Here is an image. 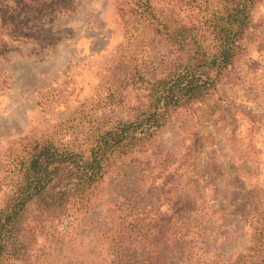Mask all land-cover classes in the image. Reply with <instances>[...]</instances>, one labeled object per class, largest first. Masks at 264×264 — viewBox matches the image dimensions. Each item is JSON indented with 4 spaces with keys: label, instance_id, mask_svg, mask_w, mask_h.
<instances>
[{
    "label": "trees",
    "instance_id": "16d2710c",
    "mask_svg": "<svg viewBox=\"0 0 264 264\" xmlns=\"http://www.w3.org/2000/svg\"><path fill=\"white\" fill-rule=\"evenodd\" d=\"M260 1L185 0L184 6L190 8L187 20L151 0L115 4L120 22L132 34H125L106 69L103 97L97 102L105 114L73 115L9 149L8 190L0 204V264H37L36 240L57 235L50 231L54 221L89 216L109 174L121 177L125 168L136 167L141 178L149 176L155 166L135 155L155 142L157 131L178 110L206 108L207 97L216 93L223 75L232 74L255 41L250 33L256 29L252 14ZM67 8V0H0V56L9 43L25 42L52 15ZM153 43L163 45L171 56L148 69L141 54ZM214 171L204 184L216 194ZM173 176L162 168L155 177L162 179L159 184L152 178L141 193L138 184L135 189L143 197L152 192L163 197L169 214L142 208L134 194L118 196L107 209L110 221L92 229L103 244L105 264H147L148 257L161 250L162 237L170 244L174 263L264 264L260 188H246L248 201L239 211L238 220L248 232L245 252L206 261L211 243L206 247L204 240L214 239L210 225L221 217L220 211L202 205L181 213L182 206L191 204L168 188Z\"/></svg>",
    "mask_w": 264,
    "mask_h": 264
},
{
    "label": "rangeland",
    "instance_id": "374dc122",
    "mask_svg": "<svg viewBox=\"0 0 264 264\" xmlns=\"http://www.w3.org/2000/svg\"><path fill=\"white\" fill-rule=\"evenodd\" d=\"M118 1L67 0L68 8L52 15L28 40L8 42V51L0 56V204L8 190L9 149L73 115L105 114L97 102L103 97L106 69L125 34H132L117 16ZM151 1L179 19L190 16L185 0ZM252 23L255 41L232 74L223 75L216 93L207 97L206 108L178 110L157 131L155 142L135 155L155 166L149 176L141 178L136 167L125 168L121 177L106 176L89 216L54 221L50 231L57 235L36 240L37 264H105L103 244L92 229L110 221L107 209L118 196L134 194L142 208L170 213L163 197L155 192L143 197L136 191L138 184L141 193L162 168L174 174L168 186L172 194L191 204L182 206L181 213L202 205L220 211L221 217L210 225L214 239L204 240L205 246L211 243L206 261L245 252L248 232L238 219L241 205L248 201V186L262 190L264 209V0L254 8ZM141 55L148 69L171 56L157 43L147 45ZM213 168L217 195L204 184ZM159 247L147 264H185L174 263L165 237Z\"/></svg>",
    "mask_w": 264,
    "mask_h": 264
}]
</instances>
